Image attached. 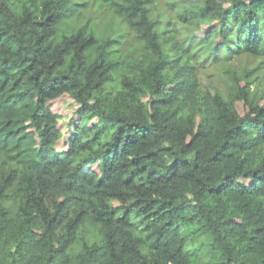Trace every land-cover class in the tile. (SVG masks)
I'll use <instances>...</instances> for the list:
<instances>
[{"label": "trees", "instance_id": "trees-1", "mask_svg": "<svg viewBox=\"0 0 264 264\" xmlns=\"http://www.w3.org/2000/svg\"><path fill=\"white\" fill-rule=\"evenodd\" d=\"M0 264H264V0H0Z\"/></svg>", "mask_w": 264, "mask_h": 264}, {"label": "rangeland", "instance_id": "rangeland-1", "mask_svg": "<svg viewBox=\"0 0 264 264\" xmlns=\"http://www.w3.org/2000/svg\"><path fill=\"white\" fill-rule=\"evenodd\" d=\"M219 81L221 82H218V84H221L222 88L226 90L227 84L222 75H220ZM62 105L64 110L62 112L63 115L61 117V121L66 122L67 119L70 118V116L72 115V112L74 111L76 106L75 103L71 101V99H64Z\"/></svg>", "mask_w": 264, "mask_h": 264}]
</instances>
